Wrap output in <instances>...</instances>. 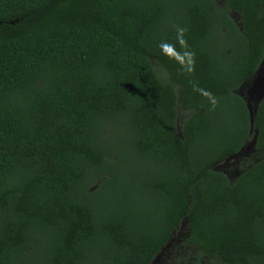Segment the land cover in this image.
<instances>
[{
	"label": "trees",
	"instance_id": "1",
	"mask_svg": "<svg viewBox=\"0 0 264 264\" xmlns=\"http://www.w3.org/2000/svg\"><path fill=\"white\" fill-rule=\"evenodd\" d=\"M263 63L264 0H0V264H153L182 227L187 264H264Z\"/></svg>",
	"mask_w": 264,
	"mask_h": 264
},
{
	"label": "rangeland",
	"instance_id": "2",
	"mask_svg": "<svg viewBox=\"0 0 264 264\" xmlns=\"http://www.w3.org/2000/svg\"><path fill=\"white\" fill-rule=\"evenodd\" d=\"M240 92L245 95L250 102L252 112L255 113V104L264 95V63L257 74L248 80ZM254 94V95H253ZM255 97V98H254ZM257 158L255 139L249 141L242 154H238L229 159L225 168L232 179H236L243 170V166H248ZM247 163V164H246ZM243 164V165H242ZM221 169V168H220ZM187 228L182 227L175 233L168 247L157 256L153 264H187L197 255V249L190 244H186ZM188 261V262H187Z\"/></svg>",
	"mask_w": 264,
	"mask_h": 264
},
{
	"label": "water",
	"instance_id": "3",
	"mask_svg": "<svg viewBox=\"0 0 264 264\" xmlns=\"http://www.w3.org/2000/svg\"><path fill=\"white\" fill-rule=\"evenodd\" d=\"M253 113V112H252ZM254 114V113H253Z\"/></svg>",
	"mask_w": 264,
	"mask_h": 264
}]
</instances>
